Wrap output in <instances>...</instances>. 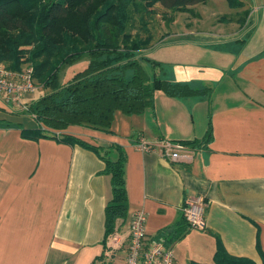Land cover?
<instances>
[{"label": "crops", "instance_id": "crops-1", "mask_svg": "<svg viewBox=\"0 0 264 264\" xmlns=\"http://www.w3.org/2000/svg\"><path fill=\"white\" fill-rule=\"evenodd\" d=\"M243 1V9L256 6L243 26L237 14L228 31L225 21L204 27L202 19L192 26L180 16L165 31L170 41L164 47L179 49L178 56L167 57L173 59L168 78L211 86L209 97L157 91L153 106L141 114L116 111L110 128L71 125L61 131L103 146L102 156L116 159L120 150L126 155L128 215L108 237L105 209L112 185L101 154L57 138L24 137L22 128L38 122L0 96V264H98L118 256L125 264L129 225L140 209L147 213L149 238L171 245L176 264L178 255L186 264L212 262L219 243L233 256L262 262L264 0ZM177 23V31L170 29ZM261 30L262 39L249 44ZM251 45L249 58L229 64L235 50ZM210 126L213 137L205 140ZM142 138L199 145H188L190 160H173L141 150ZM198 198L206 203L203 229L191 228L183 214L185 204ZM179 229L184 234L175 239Z\"/></svg>", "mask_w": 264, "mask_h": 264}, {"label": "trees", "instance_id": "trees-1", "mask_svg": "<svg viewBox=\"0 0 264 264\" xmlns=\"http://www.w3.org/2000/svg\"><path fill=\"white\" fill-rule=\"evenodd\" d=\"M209 1L0 0V65L12 71L32 67L35 83L50 88L39 98L31 97L29 110L22 112L32 115L39 124L22 128L23 136L78 143L102 156L103 146L61 131L71 125L110 128L116 111L141 114L153 106L157 91L172 97H209L213 87H195L162 77L158 74L162 62L156 60L151 75L137 55L157 45L166 35L153 18L157 3L172 12L168 18L170 25L176 12H189L194 5ZM227 1L243 26L250 14L243 9L246 2ZM234 16L225 15V21L233 20ZM84 57L89 59L87 66L70 79L61 80L63 68ZM212 137L210 126L205 140ZM180 142L192 147L199 145L196 140ZM102 158L106 163L104 173L111 176L112 185L105 209L108 237L115 231L116 221L128 215L126 155L120 150L116 159L106 154ZM183 234L184 229L176 230L174 238ZM260 250L262 262L258 263L248 257L231 255L219 243L212 262L192 260L189 264H264Z\"/></svg>", "mask_w": 264, "mask_h": 264}, {"label": "built area", "instance_id": "built-area-1", "mask_svg": "<svg viewBox=\"0 0 264 264\" xmlns=\"http://www.w3.org/2000/svg\"><path fill=\"white\" fill-rule=\"evenodd\" d=\"M33 68L12 71L0 65V96L17 112L29 110L30 98L37 91ZM138 146L143 151H159L173 160H190V148L183 142L159 139L153 142L139 139ZM206 203L203 198L188 201L183 214L193 229H203ZM147 213L137 210L129 225V245L125 264H176L175 251L162 240L149 238L146 230Z\"/></svg>", "mask_w": 264, "mask_h": 264}, {"label": "rangeland", "instance_id": "rangeland-1", "mask_svg": "<svg viewBox=\"0 0 264 264\" xmlns=\"http://www.w3.org/2000/svg\"><path fill=\"white\" fill-rule=\"evenodd\" d=\"M100 1V0H99ZM200 3V4H196L193 6V10L192 11H186V12H176L174 15V18H183L180 20L181 23H189L192 26H196L202 19L205 21L204 25L201 26H206L208 27L209 24L211 22H218V21H225L226 17L225 15L228 16H236L234 9L231 8L228 4L227 0H210L207 4ZM248 9L251 11V15L252 13H256V6L255 5H248ZM155 10H156V14L154 15V20L155 22H157V25L159 26V29L161 32H165L167 30V28H169V16L172 14L171 11L167 12L165 11L164 7L160 4L157 3L155 5ZM241 11V9H240ZM232 12V13H231ZM242 12V11H241ZM226 25L225 28L228 31L231 28H234L235 25L233 23L228 24V21H225ZM173 23V22H172ZM256 23H258V20H256ZM202 24V23H201ZM157 26V27H158ZM170 29H173L174 31H177L179 29V23H177L174 26H171ZM159 35V33H158ZM262 35H263V30L259 31L257 33V39H254V41H252L249 44H254L256 40H258L259 38L262 39ZM250 38V37H249ZM248 40V39H247ZM167 41L170 40H166L163 39V41L159 42L157 45L148 47L146 49L141 50L140 52L137 53L139 59L141 60L142 64L144 65L145 69L149 72V74H153V62L156 61H161L162 62V66L159 68L158 70V74H160L162 77H168L167 72L171 71L172 69V65L170 60H173L171 58H167L169 56H175L179 54V49L174 48H166L164 47V45L167 43ZM253 46L251 45V47H247L245 49V51H239V50H235V52L231 55V57H228V61L229 64L233 65V66H239L240 63H242L245 59L249 58L248 56L251 55V48ZM237 49V48H236ZM192 59V58H190ZM226 60V61H227ZM89 59L87 57H84L83 59L76 61L72 64H68L66 65L63 70L60 73V78L61 80L65 81L70 79L75 73H77L78 71L82 70L83 68H85L88 64ZM37 84V83H36ZM242 85L243 84H239ZM38 89L37 91L34 93V95L32 97L34 98H39L41 95H43L46 92L50 91V88H44L42 85L38 84ZM244 87V86H243ZM8 105V104H7ZM9 107H11L13 109L12 106L8 105ZM14 110V109H13ZM29 116L30 120L33 119L34 122L35 119L32 117V115H30L29 113H27ZM125 230V228L123 229V231ZM177 254H179V250L175 247ZM180 249H185L184 246L181 245ZM180 257V255H178ZM178 257V264H186V260L185 258H179ZM212 260V259H211ZM121 258L120 256H118V258L116 259H111V258H106L103 263H98V264H121Z\"/></svg>", "mask_w": 264, "mask_h": 264}]
</instances>
